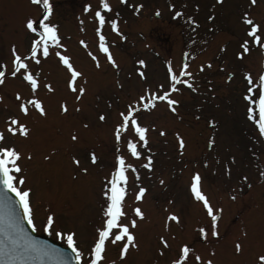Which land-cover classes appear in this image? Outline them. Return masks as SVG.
<instances>
[{"label":"rangeland","instance_id":"obj_1","mask_svg":"<svg viewBox=\"0 0 264 264\" xmlns=\"http://www.w3.org/2000/svg\"><path fill=\"white\" fill-rule=\"evenodd\" d=\"M50 2V22L56 25L63 45L52 51L69 56L82 75L74 82V93L67 88L69 74L54 54L41 56L39 65L31 59L26 61L29 72H38L35 98L42 101L47 113L41 117L31 106L28 115L19 112L16 94L23 101L32 98L31 90L21 77L9 74L11 46L25 53L31 39L24 28L25 17H35L37 10L29 0H0V63L5 65L0 70L6 73L0 84V133L21 153L24 186L33 189L35 232L67 246L56 238L55 231H43L46 215L54 212L56 227L75 231L77 247L87 255L95 229L101 225L100 192L112 169V129L118 113L146 88L158 93L167 90L168 64L177 75L187 64L195 91L176 85L179 91L170 93L179 102L174 105L175 113L163 101H156L148 111L141 110L139 123L147 128L148 144L139 148L141 159L126 157L137 171L127 173L122 202L125 216L121 222L136 219L137 226L130 230L138 247L130 249L126 259L121 260L118 246L108 243L102 264H170L182 244L191 250L188 264H195L196 255L201 261L211 259L213 264H253L255 255L264 252V137L247 119L243 96L248 85L244 76L250 74L258 85L264 49L246 35L248 26L243 23V15L247 13L259 25L258 34L264 37V0H256L255 4L251 0H126L124 4L107 0L111 11H102L106 18L102 34L117 68L107 62L98 47L94 11L99 0ZM85 5L89 6L88 12L83 10ZM136 5H141L139 12L135 11ZM176 11L182 15L174 18ZM111 19L117 21L123 40L112 32L108 23ZM81 40L87 47L80 44ZM245 40L249 41L247 53L241 48ZM89 52L97 58L99 68ZM237 53H241L240 59ZM137 60H144L145 67L141 68ZM137 68L146 79H140ZM45 84L51 86V92L43 87ZM80 87L85 91L77 101ZM62 102L67 112L60 111ZM100 113L106 117L104 122L98 119ZM9 116L29 128L27 138L7 132ZM161 129L163 136L159 134ZM73 134L78 137L76 141L71 140ZM177 134L183 139V149ZM209 139L213 141L211 146ZM90 152L97 156L95 164L90 162ZM124 152L121 145V154ZM45 156L50 159L45 160ZM72 156L80 160L79 168L88 169L87 174L72 164ZM149 156L150 172L140 167ZM193 172L200 173L201 191L213 209H220L214 212L218 216L217 238L211 236L210 218L202 204L189 191ZM138 187L147 189L141 201L135 199ZM136 207L143 211V219L135 217ZM169 212L176 214L180 222L168 221L165 230ZM200 227L206 231L203 239ZM160 236L168 241V249L160 244ZM237 241L243 246L239 254L234 251Z\"/></svg>","mask_w":264,"mask_h":264},{"label":"snow or ice","instance_id":"obj_2","mask_svg":"<svg viewBox=\"0 0 264 264\" xmlns=\"http://www.w3.org/2000/svg\"><path fill=\"white\" fill-rule=\"evenodd\" d=\"M126 0H120L121 4H124ZM219 3L220 0H217ZM252 4L256 3V0H251ZM29 4L36 8V16L31 15L25 17L24 28L31 34V39L29 46L25 49V53H18L15 45L11 46L10 55H11V71L10 75L12 77H21L22 80L31 90L32 98L21 100L19 93L16 94V100L20 101L18 104L19 112L28 115L29 106L34 108V110L41 116L44 117L47 115L45 108L43 107L42 101L35 98V93L39 87V82L37 79L38 72L34 75L28 70V64L26 61L31 59L36 65L41 63L40 57L48 58L51 55H55L58 58V63L63 65L69 74L67 80V88L76 93L77 88L74 86V82L82 73L73 66L70 62V57L62 54L59 51L53 53L52 49L61 48L63 45L60 43V36L56 25L51 24L50 16L52 14V4L50 0H29ZM141 5L135 6V11L139 12ZM85 12L89 11V6L85 5ZM103 12L111 11L110 5L107 3V0H99V7L94 11V19L96 27L94 29L96 36L98 37V47L100 52L104 53L107 59V62L112 65L113 68H117L116 61L114 60L112 54L110 53L106 43L105 37L102 34V27L106 22L105 15ZM156 15H159L157 12ZM181 12L176 11L174 18L180 17ZM209 20L212 19L211 16L208 17ZM111 26L112 32L117 33L121 36V40L125 37L119 33L117 21L111 19L108 21ZM243 23L248 26L246 35L252 38L253 43H259L261 49H264V37H261L259 33V25L254 22L247 13L243 15ZM80 44L84 47H87L85 41L81 40ZM249 41L245 40L241 44L243 52L247 53L249 51L248 47ZM223 50V49H221ZM91 56L93 61H97V58L88 53ZM237 58H241V53H237ZM136 63L140 65L141 68L145 67L144 60H137ZM99 62H96V67L99 68ZM5 65L0 63V69H3ZM208 67H211L209 64ZM188 68L187 64H183L179 69V75H177L170 64L167 67V79L169 81L167 90L161 92L150 91L145 89L144 94L140 95L137 99L132 100L126 107L125 111L118 113V122L114 125L112 129V136L114 138V159L112 164L111 171L105 176V183L100 192V195L103 197L102 206H101V225L95 229V234L92 242L88 245L87 255L84 254L77 247L76 242V233L73 230H65L63 228L56 227L57 218L54 212L49 211L46 215L45 221L43 222V231L50 232L55 231V236L57 239H60L62 242L66 243L67 247L71 249L72 256L69 257V261L75 260V264H102L104 260V253L107 250V244L111 243L118 246V256L121 260L126 259V256L130 249H135L138 247L136 243V238L131 228L137 226L136 219H131L127 223L121 222V218L125 216V213L122 211L123 200L126 195V185L128 181V170L136 173V167L126 162V157L130 156L134 159H141V152L139 148L145 147L148 144L147 141V128L142 126L139 123V116L141 110L148 111L154 108L156 101L166 102L169 110L175 113L176 108L174 105H177L179 102L175 99H172L170 96L171 92L179 91L176 87L177 84H183L185 87L195 91L192 83H190V78L192 73L186 71ZM203 66H201V71ZM137 74L141 80L146 79L145 74L139 68L136 69ZM5 71L0 70V84L4 83ZM231 73L229 74V79H231ZM181 77H189V79H181ZM244 79L247 81L246 93L243 96V100L247 102V119L252 121L259 130V133L264 137V65L258 75V85L252 79L250 74H245ZM119 86V85H118ZM49 92L52 91L50 85H43ZM163 88V85L158 86ZM85 89L80 87L78 93L75 96V99L78 101L81 98V95L84 93ZM255 92V94H254ZM60 111L67 112V105L65 103L60 104ZM79 111V109H77ZM258 115V118H256ZM99 121L104 122L106 117L103 113H100L98 116ZM213 122L209 121L211 125ZM88 125L85 124L86 128ZM153 127H155L153 125ZM29 128L21 123L18 119L13 116L8 117V126L7 132L11 136H20L27 138L29 135ZM127 133V135H124ZM161 136L165 135L163 129L159 133ZM78 137L73 134L71 136L72 141H76ZM177 140L179 147L183 149L184 142L183 139L177 134ZM209 146L212 145L213 141L209 139ZM121 145L124 147V154H121ZM21 153L16 149L14 144L7 142L4 133H0V198H7V194H12L14 200L11 201V206H19L23 212V220L27 222V226L36 231V224L34 219V211L32 207V192L33 189L25 187L26 177L22 175L23 169L20 166ZM28 159H31V156H28ZM45 160L50 159L49 156L44 157ZM89 159L92 164L97 162V156L94 152L89 153ZM145 163L141 164L140 167L148 169L149 172L152 169V158L145 157ZM72 164L76 165L79 168L80 160L75 156L71 157ZM79 171L87 174V168H79ZM225 172L227 174V166H225ZM136 179H139V175H136ZM201 181L202 177L199 172H193L190 178L189 191L192 195V198L202 204V208L205 211L207 217L210 218V231L213 238L219 236L218 232V216L214 212H219L220 209H213L206 195L201 191ZM160 183L163 184L164 181L160 180ZM147 189L145 187H138V191L135 193V199L141 201ZM171 203V201L169 202ZM134 215L137 218L143 219L144 213L141 208L136 207L133 209ZM168 221L180 222L179 217L169 212L165 217V230H167ZM14 231L9 233L6 237L3 244H0V257L8 256L9 264L13 260H16L17 257H24L31 253H38L39 248L35 243L28 244L24 246L20 243L22 237V232L18 226H13ZM200 237L203 239L206 237V231L204 227L198 229ZM159 242L164 249L170 247L168 241L164 236L159 237ZM4 245H7L8 251L5 252ZM242 243L237 241L234 244L235 253L239 254L242 251ZM190 247L187 244H182L178 247L177 254L174 258L170 260V264H188L190 257ZM163 251L160 252V255H163ZM195 264H213L211 259L201 261V257L196 255L194 257ZM22 264V261H21ZM108 264H114V262L109 261ZM253 264H264V252L257 253L255 255Z\"/></svg>","mask_w":264,"mask_h":264},{"label":"water","instance_id":"obj_3","mask_svg":"<svg viewBox=\"0 0 264 264\" xmlns=\"http://www.w3.org/2000/svg\"><path fill=\"white\" fill-rule=\"evenodd\" d=\"M14 200L12 195L7 194V198H0V244H3L6 237L14 231L13 226H18L22 232L20 243L24 246L35 243L38 253H29L24 257H17L11 264H75V260L69 261L70 251L58 247L49 240L36 237L23 220V215L19 206L14 208L11 201ZM5 252L8 251L7 245H4ZM9 257H0V264H9Z\"/></svg>","mask_w":264,"mask_h":264}]
</instances>
